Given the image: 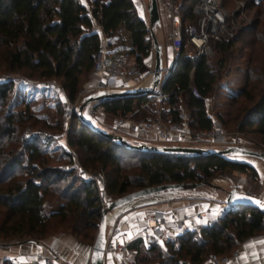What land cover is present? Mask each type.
<instances>
[{
  "label": "trees",
  "instance_id": "obj_1",
  "mask_svg": "<svg viewBox=\"0 0 264 264\" xmlns=\"http://www.w3.org/2000/svg\"><path fill=\"white\" fill-rule=\"evenodd\" d=\"M194 1L179 0L177 7L174 6L181 23L193 22L189 8ZM89 2L87 11L77 0H0L2 71L53 80L63 90L65 98L72 100L91 72L94 53L99 46L93 22L109 39L121 26L127 32L135 65L141 68L151 41L148 25L132 1ZM257 24L258 19H255L238 31L250 36V45L264 44V26L257 32ZM236 35L226 42H209V48L218 53L229 50ZM181 36L183 40L184 29ZM257 53L245 64L241 88L228 97L232 107L241 98L247 104L235 108L231 115L235 129L245 134L254 133L264 143V48L260 47ZM222 58L212 67L204 56L190 57L183 48L180 50L162 88L166 94L165 102L170 107V119L173 120L178 111L177 96L182 94L188 108L190 128L204 130L210 127L211 120L205 114L203 99L214 87V80L224 62ZM11 88L10 81L0 82V184L4 182L0 187V207L3 208L0 235L21 241L40 240L51 233L62 232L79 242L90 243L101 209L95 187L90 182H83L72 169L48 163L47 149L52 139L47 137L42 141L38 135L59 131V121L49 125L36 119L28 113L26 103L22 111H15L14 103L6 98ZM143 99L144 96L125 97L96 104L103 106L108 113L124 115L132 111L134 100L140 102ZM55 105L58 108L55 112L61 118L59 103ZM29 121L32 126L39 123L51 132L37 131L32 139L11 145L10 140L18 125ZM65 142L76 153L82 168L102 172L107 201L149 186L208 181L226 170L255 177L251 166L230 157L134 151L92 133L77 121L74 113L65 132ZM59 155L65 157V166L70 163L68 151L63 149ZM16 172L22 176L18 180L10 177ZM246 194L251 195L249 192ZM52 206L55 208L50 209ZM256 234H264V213L231 206L221 216L202 226L199 234L181 233L175 238L177 245L168 243L165 252L154 243H148L144 248L139 238L131 241L128 248L136 251L137 263L186 264L184 260L187 259L189 264H199L205 256L228 253L237 242Z\"/></svg>",
  "mask_w": 264,
  "mask_h": 264
},
{
  "label": "built area",
  "instance_id": "obj_2",
  "mask_svg": "<svg viewBox=\"0 0 264 264\" xmlns=\"http://www.w3.org/2000/svg\"><path fill=\"white\" fill-rule=\"evenodd\" d=\"M163 8L166 12L169 32L167 38L170 41V64L167 67L160 69V77L164 78L170 73V66L178 59L180 50L184 46L192 51L190 57H211L209 42H226L230 40L234 31L241 28L236 25V20L243 18L246 3L244 0H231L232 8L226 10L223 8L220 0H195L189 8L190 14L193 16L191 24H184V36L178 33L180 26V18L175 11L172 0H161ZM251 5L257 6L262 0H247ZM88 15V12H86ZM249 24L250 21H247ZM130 49H125L121 52H108L104 46H98L95 53L91 68V82L79 89L72 100H67L63 90L53 80L41 79L32 84L40 89H46L56 93L61 100V117L63 121H69L82 97L98 92L110 93L120 89V81L122 79H134V88L150 87L151 72L143 75H138L134 68L127 65V57ZM8 79V78H7ZM10 80V78L8 79ZM6 80V81H8ZM31 84L29 81L20 79L19 85L26 87ZM148 101L159 100L165 102L166 94L159 92L155 95L148 96ZM148 101L143 102L138 107L145 106ZM135 109L132 113L136 112ZM104 112L101 105L94 108V114L98 115ZM119 129L115 125L114 130ZM149 131L153 132V138L159 142L158 145H178L190 142H203L210 146H216L218 149L226 146L243 147L264 153V144L252 143L243 133L234 129L231 131L225 130L222 125L213 121L208 129L194 130L190 128L188 116L177 111L174 119L163 121L160 117V108L155 110V115L151 120H138L128 124L127 132L139 138H145ZM114 134V133H113ZM36 134L32 131H27L25 140L28 141L35 137ZM39 138L43 141L49 137L55 141L59 140L62 135L58 133L43 135L39 134ZM68 149V148H67ZM71 161L65 168L72 171L83 181L90 182L96 189L97 203L100 208L104 207L106 200L105 179L100 170L88 171L82 168L74 156L68 149ZM222 208L219 212L223 214L225 209ZM205 216L204 211H195L193 213L183 212L176 216L172 212L163 213L161 211H152L141 214L133 218V224L136 227V235L147 243H156L162 239L164 230L169 226L172 230L178 233L191 232L199 234L202 228V220ZM118 229L112 228L103 245V259L105 256L111 255L114 257V264H134L126 241L116 240ZM253 240H264L263 234H257L252 237ZM238 251L233 248L231 251L221 255H210L207 259L209 264H230L237 256ZM8 264H63L62 259L55 248V244L49 245L44 253L38 252L25 263L11 259ZM84 264H88V257Z\"/></svg>",
  "mask_w": 264,
  "mask_h": 264
},
{
  "label": "crops",
  "instance_id": "obj_3",
  "mask_svg": "<svg viewBox=\"0 0 264 264\" xmlns=\"http://www.w3.org/2000/svg\"><path fill=\"white\" fill-rule=\"evenodd\" d=\"M78 3L85 7L88 11L90 9V2L89 0H77ZM134 7L136 8L137 12L141 16L143 22L147 25V17L145 12V6L147 4V0H131ZM156 7L158 13V25L152 28V33L157 43L159 49V59H160V67H167L170 64V41L167 38L169 32V25L166 12L163 8V2L161 0H156ZM186 23H181L178 33L182 34V28ZM93 31L96 33L99 41V46H104L108 52H121L125 49H130L128 46L127 41V32L121 27L118 26L112 39H109L106 36L99 25L93 22L92 25ZM148 29V26H147ZM149 35V34H148ZM150 37V36H149ZM111 41V44L107 46L108 41ZM151 41V40H150ZM184 50V48H183ZM188 55L187 53H185ZM190 56V55H188ZM127 65L134 68L138 75H143L148 72L152 71L153 67V49L150 46L149 52L146 57L142 60V66L136 67L135 65V58L134 55L130 52L127 61ZM90 77V81L84 80L80 88L88 83L91 82L93 77ZM164 78L160 77L157 85L154 89L152 95H155L159 92H163L161 87V83ZM120 89L117 90H136L139 88H134V79H122L119 83ZM238 92V91H237ZM164 93V92H163ZM145 95L144 99L140 102L133 101L132 102V111L126 113L124 115L119 114H111L104 110L101 114H94L93 118H88L92 123H94L100 129L114 133L116 135H120L123 137L124 140L135 142V143H144L146 145H158L153 138V132L149 131L145 138H139L134 135H131L127 132V126L129 123L138 120H151L155 115V110L160 108V117L163 121H167L170 119V107L166 102H162L159 100H151L148 101V96ZM148 101V103L143 107L140 106L143 102ZM203 99V108H204ZM96 103H91V107H96ZM220 109V107H218ZM135 109L136 112L132 113ZM176 109L178 111L184 112L186 115L188 114V108L185 104L184 98L182 94L177 96L176 101ZM205 111V109H204ZM220 114L219 112H217ZM84 114V112H83ZM206 116H208L212 123V117L205 112ZM115 125H118L119 129L117 131L114 130ZM57 144L62 147L64 150L68 151V146L65 142V139L60 138L56 141ZM68 148V149H67ZM70 150V149H69ZM236 160V159H235ZM240 162H245L249 166L253 168L255 171V175L258 176V180L260 182H264V167L262 162L264 161L259 159H242L237 160ZM233 174H236L238 178L243 177L245 175L243 172L233 170ZM232 187L240 193H248L246 192V183L241 182L239 184L232 185ZM176 191L164 192L161 194H157L151 197H147L144 199H140L134 201L128 205H124L120 208L114 209L106 214V223H105V236H107L112 228L118 229V235L116 240L119 241H126L127 247L128 244L136 238H139L136 235V227L133 224V218L139 216L144 213L152 212V211H161L163 213L172 212L176 216H179L183 212L193 213L195 211H204L205 216L202 220V225H207L209 222L213 221L215 218L221 216L219 214L222 208H225V205L222 202L214 203L216 198H213L212 195H205L203 196L202 193L200 195H196V197L201 198L198 203L195 202L196 198L194 195L190 196H178L175 195ZM223 195L224 193L220 192ZM259 197L256 194H251V196ZM193 196V197H192ZM212 200V201H211ZM55 208L52 206L50 209ZM49 209V210H50ZM48 210V211H49ZM181 233H178L172 230L169 226H167L164 230V234L162 239L154 243L158 246L161 251H166V245L170 242H173V246H176L175 238L179 236ZM257 235V234H256ZM264 235V234H263ZM253 237V236H252ZM252 237L247 238L241 242H237L235 247L238 251L237 256L231 261L230 264H264V240H253ZM141 245L145 248L147 247L148 243L141 238ZM55 244V248L58 251L63 264H84L89 254V246H85L84 244L80 243L75 237L70 234L62 233V232H55L51 233L48 236L40 239V240H21V241H12L7 242L5 244H0V264H8L9 260L17 259L23 263L28 261L31 257H33L36 253L41 252L44 253L46 248L49 245ZM130 251V255L134 261V264H146V263H137L135 261V254L136 251L133 249L128 248ZM209 255L205 256L199 264H209L207 259ZM114 257L111 255L105 256L102 264H114ZM184 262L189 264L188 260L185 259ZM149 264H156L155 262Z\"/></svg>",
  "mask_w": 264,
  "mask_h": 264
},
{
  "label": "rangeland",
  "instance_id": "obj_4",
  "mask_svg": "<svg viewBox=\"0 0 264 264\" xmlns=\"http://www.w3.org/2000/svg\"><path fill=\"white\" fill-rule=\"evenodd\" d=\"M244 1L246 3L245 12L243 13L244 16L243 18L236 20V25H240L242 28L251 24L253 20L258 19V24L256 25L257 27L256 31L258 32L260 30V27L264 26V0L260 1L257 6L251 5V3H249V1L247 0ZM220 2L222 3L223 8L226 10H230L233 6L231 0H220ZM173 3L176 8L177 5L179 4V0H173ZM175 11L179 15L177 9ZM247 21H250V23L248 24ZM238 31L239 30L234 31L235 32L234 35L236 33L237 35L235 36V39L232 40L231 48L229 50L227 49L226 51L218 53L215 51V49H210L211 57H205L207 63L212 67L215 66L217 60L220 57H223L222 59H224L221 69L214 80V87L212 88L211 92L204 98L205 100L204 109L205 112H207L212 117V122L213 121L219 122L222 125V127L227 131H231L235 129L234 122L231 121V115L234 113L235 108L240 107L241 104L242 105L246 104V103L244 104L243 99L241 98L238 99L235 102V106L233 105L232 107L230 106V101L228 96L235 94L241 88L243 82V70L248 58L251 56H255V54H258L257 52H259L260 47L264 48V44L250 45V42H248V40H250V36H248L244 32L238 33ZM184 52L190 56L193 54L192 51H190V49L187 46L186 47L184 46ZM89 76H91V72L88 75H86L84 80L89 79L90 81ZM7 78L8 79L10 78V80H8ZM20 79L29 81L31 84L27 85L26 87H20L19 85ZM6 80L10 81L12 84V88H11L12 91L10 90L8 92L6 98L8 102L10 101L11 103H14L13 109L15 111H22L23 105L26 103L28 113L33 115V117H35L36 119L45 122L46 124L49 125L54 121H59L60 130L55 131L51 134L54 133L61 134L62 135L61 138L65 139V132L70 125V120L68 122L63 121L62 117L60 118L58 114H56L55 112L56 110H58V108L55 105L56 102L59 103V109L62 110L61 100H59V96L54 92H51L46 89L37 88L35 87V85L32 84L35 81L41 80V78H37L34 75H27L26 73L4 72L2 71V68H0V82H4ZM22 90H23V94H21ZM90 104H88L83 109L84 115L87 118H93L92 116L94 115V107H91ZM218 107H220V109ZM217 112H219L220 114H218ZM28 130L34 133L37 131H41L45 133L49 131L48 129L42 128L39 123L35 124V126H32V124L29 121L25 124L18 125L15 135H13L12 139L10 140L12 142L10 144L14 145L17 144V142L22 143L23 140L25 139V135ZM50 132L51 131H49V133ZM243 134L246 135V137H248L252 141V143L264 144L259 140V137L254 133L248 132L246 134L245 133ZM128 143H135V142L129 141ZM156 143L159 144V142L157 141ZM181 146L198 147L204 149L217 148L216 146H212L210 148L209 145L203 142L183 143L181 144ZM53 147H57L58 149L56 150ZM252 149L253 148H251V150ZM47 150H48L47 157L49 161L48 163L51 165H60V167L64 168L65 157H60L59 155L61 154L63 148L60 147L54 139H52V142L48 146ZM70 151L76 157V153H74V151L71 149ZM245 158L250 160L251 159L256 160V158H251V157H232V159H236V160H242ZM262 164L264 167L263 162ZM86 170L97 171V170H89V169ZM233 173L234 172L231 170H226L220 174H216L212 179L207 181L213 187L201 186L193 190H181V191H176L174 193L175 195L178 196L194 195L195 197L196 195H200V193H202L203 196H205L206 194L212 195L213 198H216V201H214V203H218V202L220 203L223 200V195L220 192L224 193L228 191L230 188H233L232 185L245 182L246 192H249L251 194H256L257 196H259L258 198L264 200V182H260L258 180L257 175H255V177H251L249 176L248 173H244L245 175H243V177L240 180V178H238L237 175ZM20 175L21 174L16 172V174H12V176L10 177L11 178L13 177L14 180L15 179L18 180L22 177ZM11 178H8L7 180ZM3 184L4 182L0 184V187H2L1 185ZM194 199L195 202L193 203H198L201 200V198L199 197H196ZM2 216H3V208L0 207V221L2 220ZM12 241H17V238L13 237L10 239H5L2 235H0V244H5L7 242H12ZM80 243L90 247L92 241L90 243H88L87 241L85 242L81 241Z\"/></svg>",
  "mask_w": 264,
  "mask_h": 264
},
{
  "label": "water",
  "instance_id": "obj_5",
  "mask_svg": "<svg viewBox=\"0 0 264 264\" xmlns=\"http://www.w3.org/2000/svg\"><path fill=\"white\" fill-rule=\"evenodd\" d=\"M145 12L147 17L148 34L151 40V46L153 49V67L151 71V85L150 87H142L136 90H121L110 93L98 92L96 94L85 95L81 98L77 109L74 113L77 121L87 127L92 133L104 138L107 141L121 144L134 151L151 152L156 154H176L186 156H205L215 155L221 157H251L264 161V153L251 149L236 146H226L218 149H204L198 147L178 146V145H146L144 143H128L122 136L113 133L106 132L97 127L92 121H90L82 112L84 107L90 103H103L120 98H139L145 95L152 94L160 78V59L159 49L155 38L152 33V28L158 25V13L156 7V0H147L145 6ZM174 63L170 66V73L173 69ZM166 75L161 83V87L165 84L169 75ZM201 186L213 187L207 181L195 182V183H165L155 186H149L140 188L124 195H121L115 199L105 202L104 207L100 209L98 221L96 224L95 234L90 245L88 254V264H102L103 261V245L105 241V223L106 214L114 209L120 208L124 205H128L134 201L151 197L157 194L170 191L181 190H193ZM223 203L227 207L240 206L245 209H254L259 213H264V200L254 197L245 193L237 192L234 188H230L224 192Z\"/></svg>",
  "mask_w": 264,
  "mask_h": 264
}]
</instances>
